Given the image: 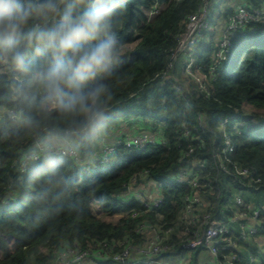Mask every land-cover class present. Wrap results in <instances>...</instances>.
<instances>
[{
  "label": "trees",
  "instance_id": "obj_1",
  "mask_svg": "<svg viewBox=\"0 0 264 264\" xmlns=\"http://www.w3.org/2000/svg\"><path fill=\"white\" fill-rule=\"evenodd\" d=\"M205 2L127 0L118 27L126 55L107 128H115L122 121L137 122L148 131L162 134L163 144L141 149L121 146L106 164L86 174L84 164L89 165L102 150L98 138L103 130L86 136L70 134L67 121L54 112L41 134L69 142L78 149L80 159L55 156V173L32 176L35 163L27 166V173L22 172L21 165L36 134L25 131L18 122L0 120V202L9 200L0 208V264H53L55 253L66 247L103 254L104 242L133 240L143 245L151 240L156 227L160 237L168 230L178 233L192 229L182 216L186 209L183 200L194 191L170 181L182 170L193 171L202 186V203L195 206L194 215L211 214L225 223L238 209L233 204L236 195L260 208L264 205V21L236 33L229 63L218 64L214 54L217 45L207 42L206 35L195 57V70L205 77L201 82L185 76L181 61H175L170 81L161 77L169 71L177 38L188 18ZM225 2L214 0L211 28ZM247 4L258 7L264 0ZM154 6H159L160 12L151 16ZM234 11L225 10L222 16L227 19ZM215 65L212 78L209 70ZM22 79L21 73L0 62V116L15 109L12 85ZM176 85L181 88L179 92ZM33 111L39 114L37 109ZM225 121L223 132L220 125ZM225 133L234 145V152L227 157L231 161L228 172H223L214 159L215 152L226 148ZM196 162L204 167L194 165ZM234 165L249 174H238ZM145 171L146 176L142 175ZM133 176L138 185L148 179L161 184L163 205L148 213L139 203L123 205L124 187ZM134 212L147 221L148 233L137 232L140 222L131 219ZM118 216L124 218L118 223L108 221ZM10 228L16 231L14 250L3 235ZM169 238L164 244L172 248L162 259L179 261L186 255L181 252L180 239L175 235ZM241 245L244 248L237 264H246L253 248L257 264H264L257 247ZM98 264L122 263L107 259ZM190 264H200L197 253Z\"/></svg>",
  "mask_w": 264,
  "mask_h": 264
},
{
  "label": "clouds",
  "instance_id": "obj_2",
  "mask_svg": "<svg viewBox=\"0 0 264 264\" xmlns=\"http://www.w3.org/2000/svg\"><path fill=\"white\" fill-rule=\"evenodd\" d=\"M126 9L127 0H0V62L23 75L12 85L15 109L0 120L36 134L32 176L58 170L61 145L41 134L54 112L77 136L107 127L123 78Z\"/></svg>",
  "mask_w": 264,
  "mask_h": 264
},
{
  "label": "built area",
  "instance_id": "obj_3",
  "mask_svg": "<svg viewBox=\"0 0 264 264\" xmlns=\"http://www.w3.org/2000/svg\"><path fill=\"white\" fill-rule=\"evenodd\" d=\"M224 1V0H223ZM214 0H206L205 4L200 8L199 12L191 15L186 23L184 31L177 38V46L172 52V62L169 65V71L161 76L165 81H170V72L174 69L175 61H181L185 64V76L191 80L201 82L204 76L195 70L197 49L205 41L206 33L211 31V7ZM160 12L159 6H154L150 15ZM264 21V4L255 7L253 5H243L235 8V11L226 19L221 32V38L216 44L215 60L220 63H229V55L232 47V41L237 32L246 29L250 24L260 23ZM183 59V60H182ZM217 65V64H216ZM216 65L209 70L212 78L216 71ZM178 92L181 90L178 85L175 86ZM227 121L220 125V129L225 132L227 128ZM161 133V132H160ZM226 148L223 152H215L214 159L219 162L218 167L223 172H228V166L231 161L227 159L234 152V145L231 142L230 135L225 133ZM164 143L162 134H157L146 129L138 130L134 135H126L122 138L115 139L112 143L104 144L101 152L92 160L90 164H84L83 171L88 173L91 169L97 168L99 165L106 164L110 158L115 155L118 148L126 146L127 148H144L148 145L157 146ZM34 145L24 154V159L21 165L22 172L27 173L29 164L36 163L30 158ZM192 152V149H190ZM43 155V154H41ZM54 156L71 157L75 160L80 159V153L75 146H61L54 152ZM226 157V159H224ZM194 165L203 168L204 164L196 162ZM233 169L240 175H247L249 171L240 169L237 165ZM147 171L142 175L146 176ZM177 186L191 187L194 191L192 195L186 196L183 200L185 204V214L182 216L184 221H190L193 225L192 229L188 228L182 232H175L168 230L164 236H159L157 231L160 228L152 229L151 240L143 245H136L133 240L125 242H104L103 254L91 253L87 250L74 249L66 247L56 252L53 264H98L99 260L111 259L122 264H190V259L197 253L200 264H237L239 262L238 254L243 250L241 243L250 247H257V254L264 260V230L261 226L264 225V218L262 217V209L252 203H247L241 195L234 196L233 204L238 207L232 218L225 223L216 221L211 214H206L203 217L194 215V208L202 203L200 197L201 184L197 180L196 175L191 170H182L170 180ZM259 181H257L258 183ZM124 195L122 196V204L130 205L133 203L141 204L146 213L163 205L164 189L161 184H157L152 179H148L145 183L138 185L137 177L133 176L124 187ZM9 200L0 202V208L7 205ZM138 212L131 215V219L138 221L139 226L137 232H146L148 228L146 220H140ZM194 215V216H193ZM117 223L120 222L124 216L115 217ZM151 228V227H150ZM176 236L180 239L181 252L186 255L182 256L179 261L162 259L163 255L171 251L172 245H165L171 236ZM242 249V250H241ZM203 251L209 253L210 259L206 263L200 261V254ZM251 255L247 257L246 264H257L254 248L251 250Z\"/></svg>",
  "mask_w": 264,
  "mask_h": 264
},
{
  "label": "crops",
  "instance_id": "obj_4",
  "mask_svg": "<svg viewBox=\"0 0 264 264\" xmlns=\"http://www.w3.org/2000/svg\"><path fill=\"white\" fill-rule=\"evenodd\" d=\"M250 0H226L224 4H222L219 7V10L221 11L220 15H217V22L214 27L211 28V31L209 34L207 33V42L213 41L215 44H217L221 38L222 35V28L226 23V18L223 17L222 15L224 14L225 10H228L230 8H238L240 6L246 5ZM144 129L141 127V125L137 122L133 121H122L117 127L115 128H104L102 129L103 131L100 134V144L104 145L107 143H112L115 139L117 138H122L126 135H134L138 130ZM51 141L56 143L57 145H71L69 142L58 139V138H53V137H48ZM99 144V145H100ZM100 145V146H101ZM264 242V240H260V243ZM210 259L209 253L207 251H203L200 254V261L202 263H206Z\"/></svg>",
  "mask_w": 264,
  "mask_h": 264
},
{
  "label": "rangeland",
  "instance_id": "obj_5",
  "mask_svg": "<svg viewBox=\"0 0 264 264\" xmlns=\"http://www.w3.org/2000/svg\"><path fill=\"white\" fill-rule=\"evenodd\" d=\"M93 209H94V211H97L98 210V208H97V206L96 205H94V207H93ZM107 220V219H106ZM108 221L110 222H113V223H117V219L116 218H113V219H108ZM107 222V221H106ZM109 222H107V223H109ZM2 234H0V236H1ZM4 237L6 238V240H7V242H8V244H9V246H10V248L11 249H15V247H16V244H17V239H16V231H15V228H10V229H8L4 234Z\"/></svg>",
  "mask_w": 264,
  "mask_h": 264
}]
</instances>
